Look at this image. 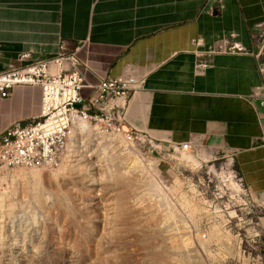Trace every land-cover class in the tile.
<instances>
[{
    "label": "rangeland",
    "instance_id": "1",
    "mask_svg": "<svg viewBox=\"0 0 264 264\" xmlns=\"http://www.w3.org/2000/svg\"><path fill=\"white\" fill-rule=\"evenodd\" d=\"M65 136L59 168L0 167V264H264V198L226 153L176 154L91 117Z\"/></svg>",
    "mask_w": 264,
    "mask_h": 264
},
{
    "label": "crops",
    "instance_id": "2",
    "mask_svg": "<svg viewBox=\"0 0 264 264\" xmlns=\"http://www.w3.org/2000/svg\"><path fill=\"white\" fill-rule=\"evenodd\" d=\"M263 23L264 0H0V73L22 53L49 59L62 45L92 85L133 66L147 82L117 111L125 130L168 147L226 153L264 198V100L255 98L264 77L252 39ZM225 38L244 53L215 56L198 75L196 51ZM42 99V88L30 86L0 98V135L40 115Z\"/></svg>",
    "mask_w": 264,
    "mask_h": 264
},
{
    "label": "built area",
    "instance_id": "3",
    "mask_svg": "<svg viewBox=\"0 0 264 264\" xmlns=\"http://www.w3.org/2000/svg\"><path fill=\"white\" fill-rule=\"evenodd\" d=\"M264 23L255 28L252 39L259 45L258 57L264 71ZM200 47L202 40L196 41ZM244 53V48L232 39H222L207 50H197L195 72L204 75L218 55ZM147 75L128 66L116 78H106L92 85L81 71L75 51L64 45L49 59L34 60L30 53L19 55L16 63L0 73V98L12 95L18 86L41 87V113L27 123L14 122L0 135V167L37 170L62 166L65 156V125L70 114L82 113L91 117L97 129L113 136L131 137L135 130H125L117 111L122 102L145 90ZM94 89L96 95L82 96V90ZM262 90V88H261ZM173 153H191L192 143L174 144Z\"/></svg>",
    "mask_w": 264,
    "mask_h": 264
},
{
    "label": "bare ground",
    "instance_id": "4",
    "mask_svg": "<svg viewBox=\"0 0 264 264\" xmlns=\"http://www.w3.org/2000/svg\"><path fill=\"white\" fill-rule=\"evenodd\" d=\"M79 116V117H82V118H88L89 116H87L86 114H82V113H72L70 114V122L68 123V125H65V135H66V132L70 129V124L73 122L74 123V120L75 118ZM84 123H82L81 126H83ZM69 135V134H67ZM66 137V136H65ZM69 137V136H68ZM65 147H66V144H65Z\"/></svg>",
    "mask_w": 264,
    "mask_h": 264
}]
</instances>
